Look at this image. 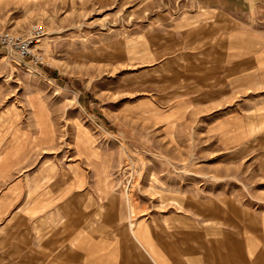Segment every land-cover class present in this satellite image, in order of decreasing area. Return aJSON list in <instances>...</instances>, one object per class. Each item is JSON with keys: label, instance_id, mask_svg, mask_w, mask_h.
<instances>
[{"label": "rangeland", "instance_id": "rangeland-1", "mask_svg": "<svg viewBox=\"0 0 264 264\" xmlns=\"http://www.w3.org/2000/svg\"><path fill=\"white\" fill-rule=\"evenodd\" d=\"M41 25L0 49V264H30L40 214V264L78 231L79 264L264 253V0H0V32Z\"/></svg>", "mask_w": 264, "mask_h": 264}, {"label": "crops", "instance_id": "crops-1", "mask_svg": "<svg viewBox=\"0 0 264 264\" xmlns=\"http://www.w3.org/2000/svg\"><path fill=\"white\" fill-rule=\"evenodd\" d=\"M89 192V190H87ZM65 194V193H64ZM61 192H55V194H53L55 196V199H51L50 201H48L47 203L40 205L38 207L42 208V207H47L49 209H51L50 211H52V215L55 216V236H57L59 234V229L60 226L62 225V217L64 215V207H70L72 206V198L69 200H61L60 202H58V196H62L64 195ZM54 213V214H53ZM43 214H40L39 217L40 218H36L33 221H30L29 223V227H30V237L28 238V242H29V246H26V248H24V253H27L24 258L27 260L26 263H30V264H40V262L42 261L41 257L42 255L45 256L47 254H54L56 256V254H59V250H58V246H56L54 248L53 251H47L48 246L45 248L43 246V248L41 246H36L37 244L39 245L40 242L42 243L41 239L40 242L38 240L39 234L35 233V231L40 230V229H44L45 227V219L42 218ZM37 226V227H36ZM37 229V230H36ZM67 229V228H66ZM69 230V229H68ZM80 232L78 231L76 235H74V241L72 242V248L71 251L75 252V255L73 256V258L71 259V263L69 264H79V254L81 252V249H78V241L77 239L79 238ZM44 236V235H43ZM41 237V236H40ZM52 237V235H51ZM136 237V236H135ZM202 238V236H200ZM46 238V237H45ZM46 240V239H43ZM262 242L264 243V238L262 237ZM45 245L47 244V242H44ZM57 243V242H56ZM70 245V243H68ZM67 244V245H68ZM139 244L141 245V247L143 249L144 246L139 242ZM257 246L253 247L251 246V251L253 250V254L255 255L254 259L252 261H250V264H259V257L264 259V253L261 252V245H259V243H256ZM152 247V253L150 254L146 249V253L149 255L150 258L145 259L143 261V259H141V263L140 264H166V260L162 257V255H160L159 250L161 251V247L160 245H155ZM81 255L86 258L88 257V255L83 252L81 253ZM196 257L193 258V256H190L189 259V264H199V262H201L199 259L201 258V255L198 257L197 254H195ZM142 256V254H141ZM19 258V257H17ZM193 258V259H192ZM56 259V258H54Z\"/></svg>", "mask_w": 264, "mask_h": 264}, {"label": "built area", "instance_id": "built-area-1", "mask_svg": "<svg viewBox=\"0 0 264 264\" xmlns=\"http://www.w3.org/2000/svg\"><path fill=\"white\" fill-rule=\"evenodd\" d=\"M44 31L43 25L37 26L32 34L26 38L9 31H2L0 32V49L5 50L8 54H14L24 60L34 53L33 49L40 41V38L44 35ZM38 58L39 57H37V60Z\"/></svg>", "mask_w": 264, "mask_h": 264}]
</instances>
